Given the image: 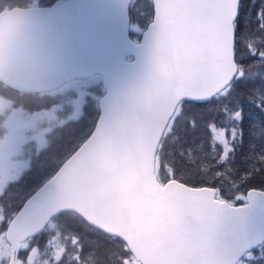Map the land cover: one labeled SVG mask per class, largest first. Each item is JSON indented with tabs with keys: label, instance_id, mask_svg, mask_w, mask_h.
<instances>
[{
	"label": "snow or ice",
	"instance_id": "obj_1",
	"mask_svg": "<svg viewBox=\"0 0 264 264\" xmlns=\"http://www.w3.org/2000/svg\"><path fill=\"white\" fill-rule=\"evenodd\" d=\"M131 8L138 84L98 120L65 107L58 127L0 141V264H141L110 225L140 199L145 164L174 218L155 264H200L206 240L222 264H264V0Z\"/></svg>",
	"mask_w": 264,
	"mask_h": 264
},
{
	"label": "water",
	"instance_id": "obj_2",
	"mask_svg": "<svg viewBox=\"0 0 264 264\" xmlns=\"http://www.w3.org/2000/svg\"><path fill=\"white\" fill-rule=\"evenodd\" d=\"M131 0H68L49 8H15L0 14V79L21 90L45 91L74 77L103 75L107 95L121 99L142 78L143 49L128 38ZM144 41V38H143ZM133 54L135 61L127 62ZM142 195L127 215L111 221L136 246L141 264H155L162 242L172 235L171 210L152 199L156 185L145 164ZM197 222L204 224L203 217ZM195 257L200 264H222L211 241H203Z\"/></svg>",
	"mask_w": 264,
	"mask_h": 264
},
{
	"label": "rangeland",
	"instance_id": "obj_3",
	"mask_svg": "<svg viewBox=\"0 0 264 264\" xmlns=\"http://www.w3.org/2000/svg\"><path fill=\"white\" fill-rule=\"evenodd\" d=\"M28 2L32 5H37L39 0H28ZM97 83V81H94L66 85L52 95L43 96L44 98L41 97L40 99H32L31 104L33 102L37 107H41L43 103L47 104L45 108H41V110H36L34 112H29V109L28 111H25L19 108L20 106L11 105V103L2 98L0 104V109L2 110V115L0 116V141L5 139L9 131H13L23 139L29 140L36 134L37 130L43 132L44 129H47L50 126L52 128L57 127L60 119H64L61 115L63 109L67 107L72 111H75L77 105H79L82 110L87 103L88 98L91 96V88L97 85ZM49 113H52L57 117V119L51 121V125L47 119ZM48 135V133H45V138H47ZM3 147L6 148L7 145L5 144ZM6 211L7 210L5 209L4 213H6ZM4 213H0V215Z\"/></svg>",
	"mask_w": 264,
	"mask_h": 264
}]
</instances>
